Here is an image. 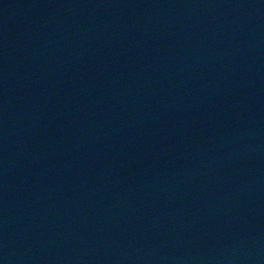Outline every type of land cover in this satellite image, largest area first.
Segmentation results:
<instances>
[{
	"label": "water",
	"instance_id": "water-1",
	"mask_svg": "<svg viewBox=\"0 0 264 264\" xmlns=\"http://www.w3.org/2000/svg\"><path fill=\"white\" fill-rule=\"evenodd\" d=\"M249 161L264 162V0H97L37 264H105L118 225L133 224L120 208L135 202L141 264L193 261L197 232L179 229L178 248L160 234L176 208L193 229L205 218L203 235L207 215L221 217L226 263L261 264L259 239L247 232L248 253L233 236L264 170L233 187L228 171Z\"/></svg>",
	"mask_w": 264,
	"mask_h": 264
}]
</instances>
